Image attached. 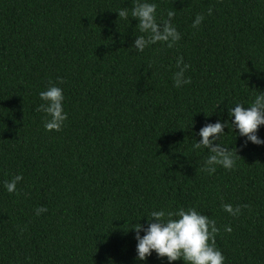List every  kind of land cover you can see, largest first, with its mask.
Wrapping results in <instances>:
<instances>
[{
  "label": "trees",
  "instance_id": "obj_1",
  "mask_svg": "<svg viewBox=\"0 0 264 264\" xmlns=\"http://www.w3.org/2000/svg\"><path fill=\"white\" fill-rule=\"evenodd\" d=\"M149 2L158 22L175 11L172 48L132 49L138 20L117 11L133 0H0V264H169L136 259L133 227L189 207L216 221L224 264H264V144L229 126V108L264 91V0ZM180 57L191 83L177 88ZM50 82L63 89L60 131L36 110ZM217 120L235 165L210 175V153L192 145ZM223 203L247 207L233 217Z\"/></svg>",
  "mask_w": 264,
  "mask_h": 264
},
{
  "label": "clouds",
  "instance_id": "obj_2",
  "mask_svg": "<svg viewBox=\"0 0 264 264\" xmlns=\"http://www.w3.org/2000/svg\"><path fill=\"white\" fill-rule=\"evenodd\" d=\"M156 9V3L149 2V0H133L130 13L126 8L117 11L121 19L127 20L130 14L132 18L138 20L136 27L143 34L138 35L132 44V49L136 52H143L147 47L156 43H164L168 48H172L181 39V34L172 23L175 11L169 10L167 19L158 22ZM208 14H212L211 9H208ZM203 19V15L197 14L193 21V28H198ZM189 67L183 62V57L177 59V70L173 73L175 87L180 88L191 83L190 78L185 76ZM39 97L42 103L36 110L44 112L48 117L44 122L45 129L60 131L67 120V113L63 107V89L50 82L46 90L39 93ZM245 105L250 107H245ZM229 117L231 119L230 128L238 130L240 136L246 137L247 141L254 144H264V140L256 134L258 128L264 125V91H259V94L247 104L235 103L229 108ZM226 124H228L227 121L221 122L220 120L205 124L198 133L200 140L192 145L194 150L203 147L210 153L205 159L203 168L210 175L216 172L217 165L227 170H231L235 165L232 149L221 142L215 143L217 140L221 141V137L225 134ZM22 179L23 176L18 174L10 181H6L5 190L9 193L15 192L18 182ZM221 207L224 212L236 217L241 214L242 207H247V205L233 207L230 203H223ZM35 211L39 215L47 209L41 207ZM147 218L146 228L141 224L133 227L136 231L137 260L146 261L154 251L157 256L166 257L169 264L180 259L185 264H224L225 256L216 247L215 242L220 228L217 227L215 220L202 214L195 207L179 208L175 212L151 211ZM223 230L230 233L232 227L225 225ZM141 231L144 233L142 236Z\"/></svg>",
  "mask_w": 264,
  "mask_h": 264
}]
</instances>
